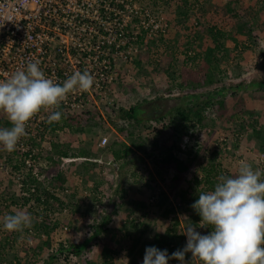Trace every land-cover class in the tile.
<instances>
[{
  "label": "trees",
  "instance_id": "16d2710c",
  "mask_svg": "<svg viewBox=\"0 0 264 264\" xmlns=\"http://www.w3.org/2000/svg\"><path fill=\"white\" fill-rule=\"evenodd\" d=\"M197 1V7H200V11L203 14L208 8H201L199 0ZM184 2L187 3V0ZM243 0H226L221 9L225 11V14L232 17L234 20V32L225 33L222 30L215 29L214 27L204 28L202 31L209 36L212 40V44H202V52H196L195 44L190 43L187 51L193 53V56L188 55L187 61L188 67L192 70L190 75H200V80L197 82L195 79L197 76H192L186 86L181 83L175 85V90L182 91L196 90L203 87H212L216 82L221 80L229 79L228 70L223 68V63H228L231 55L226 47L225 40L230 38L235 43V48L238 51L236 54V62L239 66L240 62L247 60L250 57V53L257 49L259 46L255 41V30L263 29L264 23L261 21V16L264 14V0H255L252 4H245ZM182 15V13H181ZM200 18V17H199ZM262 22V23H261ZM198 24V23H197ZM246 37L250 40V44L240 45L238 42L239 37ZM205 45V46H204ZM207 45V46H206ZM193 51V52H192ZM172 57V55H171ZM204 58L202 66H194L200 58ZM171 61H166L165 66H161L159 74L165 73L170 81H175L177 77L176 66L177 62L173 57ZM236 65V66H237ZM194 66V67H193ZM122 74V73H121ZM179 75V74H178ZM195 80V81H194ZM253 91L255 98L264 99V82L254 83ZM239 90L243 89V92H249L248 87L239 85L236 87ZM252 88V89H253ZM156 86L154 87L155 92ZM172 92V89H166L165 92ZM160 92V91H157ZM227 88H217L207 94L191 95L184 98L187 99L190 105L178 106L177 108L167 111L165 100L163 98L157 99H143L138 105L130 108L129 110L120 108L119 116L116 117L110 113L111 107L103 106L109 123L116 128L118 137L112 141L108 146L107 152L112 155L113 162L117 165L120 175L119 184L115 185L114 181H106V179L97 178L94 183V193L98 195L97 202L101 204L105 200V197L109 201V209H106L104 213L95 219L91 225L94 231L92 237L86 239L81 244L70 243L68 251L75 256L84 258L88 254L90 245L97 241L102 242L100 237L107 232V228L111 223L120 216L121 208L133 207L128 209L130 213L137 212L138 217L131 219L129 224L130 232L132 235L127 236L130 239V243H126L125 239L123 243L117 239L110 241V244L105 245L101 257L104 259L103 264H112V261L116 256L119 255L120 251L125 250L127 253L128 264H143L145 255V249L147 247H156L160 250H167L169 256L178 249H183L187 243V237L182 229L181 221L177 216L176 210L169 200V196L166 192L161 191L153 207L163 210L162 220H169V225L165 230L155 232L151 237L143 238L147 231V225L144 223L145 218L149 217L151 205L138 202L129 201L128 198V186L131 185L132 181H140L141 166L146 165L148 161L156 169V175L164 183L166 181L173 182L176 186L184 181L187 175H190L189 190L182 193V205L181 211L187 213V219L185 225L192 223L197 228L201 225V217L191 207L192 204L199 198V193H205L214 189L215 184L218 182L217 177L220 175L230 176L226 171L223 170L221 157L222 153L220 148H214L212 155L202 159L200 162V155L203 152L201 142L197 134L199 132L212 127V120L210 116L225 118L229 111V107L226 102ZM206 100L204 104L196 103L200 99ZM219 98V99H217ZM233 100L236 98V93L232 95ZM244 97L241 96L240 101L242 106L238 103L233 107V114L227 119L228 122L234 121L235 128H232V135L235 137V141L232 143V148L238 149L243 136L251 131L252 140L256 143L257 151L259 156L264 155V125L260 123V115L256 111H250L244 107ZM100 112L88 111L81 115L72 116L68 114H62L61 120L57 123H51L47 125L45 133L47 135L55 134L57 131H63L69 128L72 132L77 134H84L88 131L94 130L95 128L106 127L107 121H102L99 114ZM208 114V119L206 117ZM247 116V117H245ZM167 119L169 121H167ZM226 121V122H227ZM212 124H211V123ZM108 123V122H107ZM151 123H154L151 125ZM12 125L7 120V117L3 114L0 115V128H11ZM152 136V138H151ZM188 139L187 144H183ZM45 138L41 135V139L32 140V145L36 150L35 159L39 162H44V168L41 169V175L44 174V182L38 181L36 178L29 177L28 182L19 194L12 195L11 198L5 201L4 207L0 212V216L4 218L5 214H15L12 207L18 204L20 209L30 213L33 216V226L30 229H25L23 236L26 238H33L34 235H30L31 232H36L37 235H46L47 240L41 242L36 247H32V255L26 253L29 261L26 264H58L56 257L50 253L47 260L44 259V252L49 251L51 247V235L60 227V222L56 220L52 221L48 216L41 215L36 212L34 208L29 205L32 199L36 202H43L44 206H47V210L56 212L57 214L62 213L64 209H72V212H76L80 206L77 205L78 201L68 200L63 201L55 194V190L51 189L49 185L50 177L54 178L57 182L58 187H61V191L66 190V178L62 173V161L66 158H81V159H95L97 155L91 153V149L88 146L81 147V149L74 151L69 145L66 144H55L51 145V148H45ZM81 145L83 143L81 142ZM221 146V144H219ZM102 151V149L100 150ZM183 153L186 156V160H181L178 156ZM15 156V154H14ZM195 165V163H197ZM86 172L88 167L94 166L92 162L85 161ZM96 166V165H95ZM125 166L131 167L130 171H123ZM160 166V169L157 167ZM197 166V168L195 167ZM83 168V166H81ZM258 169L264 173V162L258 164ZM167 173L171 174L172 177L167 179ZM87 175V174H86ZM92 179V177H90ZM148 180L154 181V177L150 174ZM261 180L264 181V174L261 176ZM107 183L106 191H99L102 184ZM48 183V185H47ZM35 187L36 192L31 194V197L24 195L25 192L30 193L31 187ZM132 186V185H131ZM7 190V189H6ZM59 190V191H60ZM111 191H114L111 194ZM110 192V193H108ZM107 193V194H106ZM74 194V193H73ZM110 194V195H109ZM188 195L191 197L188 198ZM73 197L76 194L72 195ZM71 196V197H72ZM14 197L16 201L14 200ZM86 201H84L85 203ZM17 205V206H18ZM184 205V207H183ZM17 206L15 208H17ZM78 206V207H77ZM122 215V213H121ZM3 227V223H0ZM126 226V227H127ZM143 226L141 235L137 236V232ZM208 231L207 225L203 226ZM196 228V229H197ZM6 232V236L0 240V264H21V260L12 257L9 253V248L12 245L11 240H16V235L21 236L19 232ZM210 232V230L208 231ZM1 233V232H0ZM38 233V234H37ZM103 239V238H102ZM12 247V246H11ZM65 251L63 245L60 247V253L63 254ZM29 254V255H28ZM12 258V259H11ZM186 264H191L192 256L191 253L185 256ZM85 264H92L88 259L84 258ZM169 264H180L179 260L170 259ZM192 264H200L198 260H193Z\"/></svg>",
  "mask_w": 264,
  "mask_h": 264
},
{
  "label": "rangeland",
  "instance_id": "374dc122",
  "mask_svg": "<svg viewBox=\"0 0 264 264\" xmlns=\"http://www.w3.org/2000/svg\"><path fill=\"white\" fill-rule=\"evenodd\" d=\"M184 1L185 0H143L146 8L150 9L151 11L155 12L160 17L165 19V21L169 25V31L165 37L156 39L149 44H144L140 55L134 61L128 64L124 63L121 65L120 78L114 85L111 94L113 105L106 106L111 107L110 113L118 117V111L120 108L129 110L130 108L138 105L139 102H141L143 99L163 98L165 100L167 111H171L181 105H190L187 99L184 100V98L187 96L196 94L205 96V94L214 91L217 88L226 87L227 94L225 99L229 107V111L225 118L217 117V115L210 116V120H212L213 122V124L210 122L212 124V127H209L197 134L198 139L202 141L201 147L203 149V152L200 155V159L198 161L200 162L202 159H205L206 157L212 155L214 148H220L222 153L219 157H221L222 167L223 170L230 175L229 177H232L237 173L239 166L238 162L240 160L247 161L252 165L253 170H256L258 169V164L262 162L261 155L259 156L257 147L255 146L256 143L254 142V140H252V132L249 131L243 136L238 149L232 148V143L235 141V137L232 135V130L230 129L235 128L236 123H234V121L228 122L227 119L232 116L233 107L235 104L239 103L241 106L243 105L240 101L241 96H243L245 99V109L256 111L260 115L261 125H264V99L262 100L261 98H255L253 91L256 88H253V86H251L254 83L264 82V30H255V42L258 43L259 46L257 47V49L254 48L252 53H250V57L247 60L240 62L239 66L237 65L235 58L236 54L238 53L235 48V43L230 38L224 41L231 55L228 63H223V68H226L228 70L229 79L216 82L212 87H203L196 90L184 89L183 92H180L178 90H175L176 87L174 88V86L180 85L181 83L186 86L189 81H192V76H197L195 79L197 82L201 81L200 75H190L189 73L192 70H190L187 65L188 63H190V61H187V58L189 54L193 56V53H189V51H187L188 45L190 43H194L196 46V52L194 53H200L203 50L202 44H212V40L209 38V36L202 31L204 28L214 27L215 29L222 30L225 33H232L234 32L233 30L235 25L232 17L225 14V11L220 8L224 3H226V0H204L203 3H199L202 9H209L205 12V14L200 11L199 6H196V0H187V3ZM243 1L246 2L245 4L250 5L255 0ZM261 21L264 23V14L261 16ZM238 42L239 46L243 44L249 45L251 43L248 38L243 36L238 38ZM171 55L177 62V77L173 82L168 80V75H166L165 73L159 74L158 70L159 68L162 69L161 66H165L166 61L172 62ZM203 59V57L200 58V60L197 61L194 66H202V64L204 63ZM239 85L248 87L249 92L245 93L243 92V89L238 91L236 87ZM155 86L156 89L155 92H153ZM168 88L173 90L169 94L167 91L165 92V90ZM233 93H236V98L234 100L232 98ZM205 101L206 100H203L201 98L200 101H196V103H200V105H202L205 103ZM103 106L101 107V111L103 114H101V112L98 110L94 111L100 112L99 114L102 118V121L105 120L108 123L105 122L107 124L106 127L95 128V130H93L92 132L93 136H91V140H93L94 142L96 141V144H98L101 137H109V144L104 149H102V151H100L101 149H99V152L96 155L98 157H101L103 155L111 157V154L107 152L109 148L108 146L112 143V141H114V139L118 137V134L116 132V128H114L112 124L109 123L108 117L103 110ZM206 117L208 119V114H206ZM167 121L169 120L167 119ZM152 124L154 123H151V125ZM65 128L66 129H64L63 131H57V133L60 134L55 133L47 135L48 138L47 140H45L44 147L47 149L51 148V145H53V143L64 144V142L69 137H74L75 139L80 138V134H77L74 131L72 132L67 127ZM91 131H88L85 134H90ZM187 142H189L188 139H186L183 144H187ZM219 144H221V146ZM74 151L78 152V150ZM178 156L181 160H186V156L183 153L179 154ZM62 164H64L62 169H64L65 172L68 171V173H65V175L69 177L68 179L66 177V182H69L71 184L68 190L61 191L60 189L62 188L58 187L57 182L54 181V176L50 177V183L49 185L47 183V185L50 186L51 189L55 190V192L60 196L57 197H59L61 200L65 198L63 201H78L77 205L80 207L76 212H72V209H67L65 212L59 213V215L56 217V220L60 222V227L58 229L61 230H59V232L57 233L56 240L67 241L69 244H81L86 239L92 237L94 233L91 228L93 221L101 216L104 211H106V209H109L110 207L108 198L106 197L105 200L101 202V204H98V195H95L94 193L95 181L93 179L97 180V178L102 177V179H106V181L113 180L115 185L117 183L119 184V170L117 165L112 160V163L106 166L107 169L110 170L107 173H104V171H99V169L95 170L96 168H93L94 171L90 172V176L92 177V179L89 182L83 179V171L74 174L71 168L72 164L64 161H62ZM196 164H198V162L195 163V165ZM195 167L197 168V166ZM42 168H44V162H40V171ZM157 168L160 169V166ZM123 169L124 172H131L130 166H125ZM140 171V181H132V186H128V198L129 201L136 199V201L138 200V202H143L148 205L152 204L149 217L147 219L145 218L144 220V223L148 228L143 238L151 237L155 234V232L165 230V228L170 223L169 220H162L163 210L153 207L154 203L157 202V196L161 191L166 192V194L169 196V200L176 210L177 216L181 221L182 229L184 231L186 227L185 221L187 219V213L181 211L180 208H182V193L185 195V192L189 190L188 182L190 181V175H187L183 182L175 186L173 182H171V180L166 181V183L162 182L156 175V169L150 161H148L146 165L141 166ZM62 173L64 172L62 171ZM150 174L153 175L154 181L148 180ZM44 177L45 175L42 174L40 180L41 182H44ZM166 177L167 179H170L172 175L167 173ZM0 185L2 189H4L8 199L11 198L12 195L18 194L17 188L15 187V184L12 180L8 178L1 179ZM107 185L108 184L106 182L102 184L99 191H106L108 189ZM5 188L7 190H5ZM72 191H75L74 194H76V196H72L74 195ZM113 193L114 191H111V194ZM69 194L72 197H69ZM153 197H156V200L154 199V201H152ZM190 197L191 196L188 195V198ZM14 200L16 201L15 197ZM84 201L86 202L84 203ZM15 205L17 206L18 204ZM128 206L129 207L126 206V208H121L120 212L122 213V215L120 213V216L116 217L111 225L108 226V231L105 232L102 237H100L102 242L95 241L90 245V251L84 256V258L88 259L92 264L104 263V259L101 257L102 250L105 245L110 244V241H112V239H114V241L118 239L120 243H123L125 239L127 245L131 242L127 235L129 233V235H132L133 233L130 232L129 226L127 225L129 224L131 219L138 217L139 215L136 211L130 213L128 209H133V207L131 208L130 205ZM15 207H12L13 211L21 210L19 205L17 206V208ZM0 223H3V217L1 216ZM63 226L69 227L68 232H62L61 228ZM203 226L204 225H200L196 229V231H198L202 235L209 234L208 231L210 229H208L207 231ZM142 228L143 226H141L140 230L137 232V236L141 235V231L143 230ZM0 232L1 240L6 236V232H4V228L2 226ZM126 232H128V234H126ZM30 240V237L26 238L24 236V238L21 239V236L18 235H16V240H11L12 247L10 246L9 253L12 255V257L14 256L20 259L21 264H26L29 261L26 253H29L31 256L33 248L41 243L40 241L34 240V238L32 239V241L34 242L30 243ZM49 255L50 252L46 250L44 252V259L47 260V257ZM84 258L78 256L76 258L74 257L72 259V262L68 264H85ZM128 261L129 260L127 258V253L125 250H123L120 251L119 255L114 258L112 264H128ZM14 264L19 263L14 262Z\"/></svg>",
  "mask_w": 264,
  "mask_h": 264
},
{
  "label": "built area",
  "instance_id": "2783aa9c",
  "mask_svg": "<svg viewBox=\"0 0 264 264\" xmlns=\"http://www.w3.org/2000/svg\"><path fill=\"white\" fill-rule=\"evenodd\" d=\"M168 31L165 19L146 8L143 0H0V79L26 69L28 62H38L45 76L61 85L74 72L88 71L94 76L93 87L87 92L70 93L58 110L72 116L91 110L103 114V105H113L111 94L120 78L121 65L134 61L144 44L165 37ZM48 115L42 110L27 124V135L14 152L0 146V180H12L18 194L29 177L41 180L40 162L35 159L31 142L41 135L48 138ZM108 144L109 137L103 136L98 146ZM30 187V193H24L27 197L36 192ZM7 199L0 185V212ZM29 205L56 221L58 214L47 210L43 202L32 199ZM61 229L66 233L69 227ZM59 230L50 237L49 252L58 264H68L77 256L68 251L67 241L56 240ZM30 235L36 233L30 230ZM47 239L44 234L37 237L40 242Z\"/></svg>",
  "mask_w": 264,
  "mask_h": 264
},
{
  "label": "clouds",
  "instance_id": "9594fccd",
  "mask_svg": "<svg viewBox=\"0 0 264 264\" xmlns=\"http://www.w3.org/2000/svg\"><path fill=\"white\" fill-rule=\"evenodd\" d=\"M93 84L94 76L88 71L74 72L62 85L55 83L45 76L38 62H28L26 69L0 79V114L12 125L0 128V146L9 153L14 152L20 139L27 135V124L35 116L43 110L49 113L50 124L59 122L62 114L58 109L68 95L74 91L87 92ZM63 161L100 163L98 159L81 158ZM238 164L234 176H218L214 189L199 193V198L191 205L201 217L200 224L210 229L209 234H200L190 223L184 230L187 243L183 249L169 256L166 249L147 247L143 264H169L170 259L186 264L188 253L192 261L198 260L200 264H264V181L261 180L264 173L253 170L245 160ZM32 226L33 216L23 210L3 218V228L21 233V239L25 229ZM33 238L37 240L36 236ZM33 238L30 243L34 242Z\"/></svg>",
  "mask_w": 264,
  "mask_h": 264
},
{
  "label": "crops",
  "instance_id": "0c3cea01",
  "mask_svg": "<svg viewBox=\"0 0 264 264\" xmlns=\"http://www.w3.org/2000/svg\"><path fill=\"white\" fill-rule=\"evenodd\" d=\"M92 132H93V130L90 132V134H85V133L84 134H81L79 139H75L74 137H69L64 142V144L69 145L74 150H79V149H81V147L88 146L91 149V153L93 155H96L99 152V149H103V148H100L96 144V141L94 142L93 140H91V136H93V133ZM57 134H60V133H57ZM88 137H90V138H88ZM81 142L83 143V145H81ZM62 143H63V141H62ZM95 159H98L100 163H92L93 165L95 164L96 166L94 165V166L88 167L87 172H86V166H85V164L83 162H80V161L79 162H76V163H74V164L71 165L72 166L71 167L72 168V171L74 172V174L75 173H78L80 171H83L82 172V173H84L83 179H85L86 181H89V182L91 181V179H90V177H91L90 176V172L91 171H94L93 168H96L95 170H98L99 169V171H104V173H107L108 171H110L109 169H107L106 166H108L109 164L112 163V160H113L112 155H111V157H108L106 155L105 156L103 155L101 157H95ZM63 166H64V164H62V167ZM81 166H83V168ZM62 167H61V169H62ZM62 171L64 172L63 175L66 178L67 176L65 175V173H68V171L65 172L64 169H62ZM68 178L69 177H67V179ZM70 185L71 184L69 182L66 183V186H65L66 190H68V188L70 187ZM72 192L74 193L75 191H72ZM57 196H59V195L57 194ZM69 197H71V195ZM64 199L65 198H63V200ZM67 200H68V198H67ZM133 201H136V199H134Z\"/></svg>",
  "mask_w": 264,
  "mask_h": 264
}]
</instances>
